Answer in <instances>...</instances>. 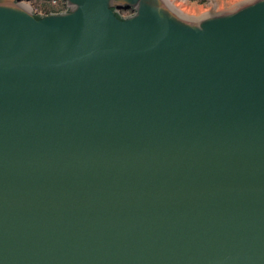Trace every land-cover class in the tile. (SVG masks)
Returning a JSON list of instances; mask_svg holds the SVG:
<instances>
[{
  "label": "water",
  "instance_id": "water-1",
  "mask_svg": "<svg viewBox=\"0 0 264 264\" xmlns=\"http://www.w3.org/2000/svg\"><path fill=\"white\" fill-rule=\"evenodd\" d=\"M0 264H264V0H0Z\"/></svg>",
  "mask_w": 264,
  "mask_h": 264
},
{
  "label": "rangeland",
  "instance_id": "rangeland-1",
  "mask_svg": "<svg viewBox=\"0 0 264 264\" xmlns=\"http://www.w3.org/2000/svg\"><path fill=\"white\" fill-rule=\"evenodd\" d=\"M186 1L189 2L190 4H192L194 7H196V12H194V13H198L201 10H205V9H208V8H212V7H216V6H219V5H223V4L232 2L234 0H203V2H201V3L188 1V0H186Z\"/></svg>",
  "mask_w": 264,
  "mask_h": 264
},
{
  "label": "bare ground",
  "instance_id": "bare-ground-1",
  "mask_svg": "<svg viewBox=\"0 0 264 264\" xmlns=\"http://www.w3.org/2000/svg\"><path fill=\"white\" fill-rule=\"evenodd\" d=\"M180 12L193 14L196 12V7L186 0H169Z\"/></svg>",
  "mask_w": 264,
  "mask_h": 264
},
{
  "label": "trees",
  "instance_id": "trees-1",
  "mask_svg": "<svg viewBox=\"0 0 264 264\" xmlns=\"http://www.w3.org/2000/svg\"><path fill=\"white\" fill-rule=\"evenodd\" d=\"M188 1H193V2H197V3L203 2V0H188Z\"/></svg>",
  "mask_w": 264,
  "mask_h": 264
}]
</instances>
